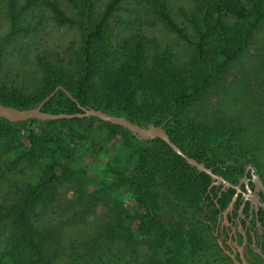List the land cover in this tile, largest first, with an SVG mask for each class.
<instances>
[{
    "label": "trees",
    "instance_id": "obj_1",
    "mask_svg": "<svg viewBox=\"0 0 264 264\" xmlns=\"http://www.w3.org/2000/svg\"><path fill=\"white\" fill-rule=\"evenodd\" d=\"M18 1L8 0L11 29L5 38L13 37L20 31L19 16L22 9L42 4L50 9L58 24L82 25V47L79 55L70 63L64 62L62 58L58 63H53L52 57L37 55L35 70L39 76L31 88L7 84L5 79L0 78V102L22 108L31 107L54 91L43 104L44 110L71 113L80 110L79 104L124 115L140 124H161L171 140L184 152L185 143L181 141L183 139H179L180 134L184 133L182 129L192 131L194 136L197 134L202 142L215 145L221 142L225 144L229 137H221L231 135V130L228 131L226 125L199 119L194 103L205 97L209 88L221 79L230 63L249 41L256 25L264 22V0H194V5L189 10L181 8L180 17L174 15L170 0H133L136 5L146 7L147 14L150 13L166 31L182 41L188 49L187 59L184 61H172L169 56L156 51L153 43L150 45L145 32L148 23L146 19H142L146 14L144 12L137 11L135 20L138 19L139 30L134 34H126L116 47L112 46V39L107 31L109 19L126 0H110L104 7H98L94 0H73L71 2L77 8L74 15H68L56 0H21L23 3L17 10ZM129 21L134 24V20ZM57 122H76L80 125L87 124L88 127L84 129L85 136L80 139L74 135V131L53 128ZM95 122L113 136L121 130L124 139L119 138V142L127 143L130 140L142 148L137 157L128 161V165L132 162L139 164L145 158L147 149L142 147L143 141L158 144V149H153L149 155L154 160L164 159L161 151L164 148L169 154L184 160L157 137L138 139L121 125L96 117L44 121L28 119L20 122L0 118V134L5 132V128L15 126L13 134H17L23 143H28L29 156L44 155L45 159L49 157V164L39 177L36 188L32 189L31 198L24 199L21 205L9 204L7 212H0V223H5L0 229V263L9 258L14 264H45L43 232L35 223V218L39 215L34 214L31 206L48 190L49 185L75 177L74 167L82 159L80 142L91 140L90 129ZM23 127H27V134ZM37 145L43 147L35 148ZM122 168L123 166H118L111 170L112 183L115 187L126 186L136 190L138 187L132 182V176L126 173L127 168ZM163 173L166 174L165 171ZM168 176L169 179L161 178V183L166 187H170L172 183L180 184L181 189H178V196L175 197L177 201H174L177 206L182 203L192 210L194 207L201 209L199 205L203 204L202 197L205 193V199H211L207 204L215 207L210 192L214 196L216 192L214 188H207L209 174L195 171L184 162L177 165L176 171ZM141 200L139 198L137 202ZM201 212L203 219L213 213L209 208ZM31 213L35 216L33 219ZM172 214L168 224L162 225L155 218L154 212L150 211L141 222L143 225H138V228L153 236L156 246L167 240L170 248L164 249V258L179 261L182 252L194 253L198 248L200 239L197 226L201 220H189L182 209ZM121 218L119 215L118 219ZM115 226L106 230V237H95L106 242V248L94 252L95 256L90 258V264H112L111 257L116 254L113 249L121 250L117 233L112 234ZM166 232L169 233L165 235ZM95 246L94 244L92 251L97 248ZM205 248L209 247L205 245ZM160 264L163 262L160 261Z\"/></svg>",
    "mask_w": 264,
    "mask_h": 264
},
{
    "label": "rangeland",
    "instance_id": "obj_2",
    "mask_svg": "<svg viewBox=\"0 0 264 264\" xmlns=\"http://www.w3.org/2000/svg\"><path fill=\"white\" fill-rule=\"evenodd\" d=\"M56 1L68 15L76 13V5L71 2L73 0ZM94 1L98 7H104L110 0ZM170 1L176 17L181 16V8L189 10L194 5V0ZM22 3L21 0L17 2V10ZM8 10V0H0V78L5 79L7 84L33 87L39 76L35 70L37 55L46 54L52 57L53 63H58L61 58L70 63L79 55L82 47L81 24H58L50 9L39 4L22 9L20 31L13 37L5 38L11 29ZM137 11L147 12L146 7L126 0L109 19L107 31L112 46L116 47L126 34L139 30L138 19L135 20ZM142 19L147 20L145 32L156 51L169 56L172 61L187 59L188 49L182 41L166 31L150 13L144 14ZM129 20H134V24ZM194 104L199 119L224 124L228 131L231 130V135L221 137H229L225 144L221 142L215 145L202 142L197 134L194 136L192 131L182 129L184 133L180 134L179 139L185 143V152L209 164L220 162L218 172L232 178L240 175L241 163H250L264 183V22L256 25L249 41L221 79ZM52 127L74 131V135L82 139L88 125L57 122ZM13 128L15 126L7 127L0 134V212H7L9 204L21 205L24 199L31 198L32 189L36 188L39 177L49 164V157L29 156L30 146L13 134ZM23 128L27 134V127ZM90 135L91 140L80 142L82 159L74 167L75 177L49 185L48 190L31 206L34 214L39 215L35 223L43 232V263L90 264L94 252L106 248V242L100 239L106 237V230L116 225L112 234L117 233L121 250L113 249L116 254L111 257L112 264H160V261L163 264H221L214 260L207 249L199 246L194 253L182 252L179 261L172 257L168 260L164 258L163 251L170 248L169 242L164 240V243L156 246L154 237L138 228L150 211L154 212L162 225H167L172 213L179 209L189 220L197 221V214L192 208L182 203L177 206L174 202L177 201L175 197L178 196V189H181L180 184L172 183L166 187L161 183L162 177L169 179L168 175L176 171L177 165L186 163L185 160L169 154L165 148L161 150L164 159L154 160L149 155L153 149H158V144L143 141L141 145L147 149L145 158L139 164L132 162L128 165V161L137 157L142 148L127 139V143L119 142V138L124 139L121 130L113 136L95 122ZM42 147L35 146L38 149ZM118 166L127 168L126 173L132 176V182L138 187L136 190L114 186L111 170ZM139 198H142L141 202H137ZM119 215L122 216L121 220L118 219ZM31 217L33 219L35 216L31 213ZM4 225L1 222L0 229ZM94 244L97 248L92 251ZM0 264L14 262L5 258Z\"/></svg>",
    "mask_w": 264,
    "mask_h": 264
},
{
    "label": "flooded vegetation",
    "instance_id": "obj_3",
    "mask_svg": "<svg viewBox=\"0 0 264 264\" xmlns=\"http://www.w3.org/2000/svg\"><path fill=\"white\" fill-rule=\"evenodd\" d=\"M198 161L228 182L213 183L209 175L207 188H214L216 192V196L210 192L215 207L207 204L211 199L207 201L205 193L202 197L204 202L199 205L201 209L194 207L197 219L201 220L197 226L200 248L207 245L209 248L205 249L221 264H264V191L261 188L255 189L250 172L244 177L248 163H241L240 175L232 178L218 172L220 162L209 164L203 160ZM205 208H209V211L212 209L213 213L203 219L201 211Z\"/></svg>",
    "mask_w": 264,
    "mask_h": 264
},
{
    "label": "water",
    "instance_id": "obj_4",
    "mask_svg": "<svg viewBox=\"0 0 264 264\" xmlns=\"http://www.w3.org/2000/svg\"><path fill=\"white\" fill-rule=\"evenodd\" d=\"M54 91L41 99L36 105L31 107H16L7 105L0 102V118H4L11 122H20L28 119H40V120H56L62 118H82V117H96L103 121H108L113 124L121 125L128 129L132 134L141 139L159 138L163 140L176 154L180 155L188 165L196 167L198 171H203L209 174L213 183L221 181L228 184V182L220 175L214 173L210 167H207L203 162L198 161L194 157L186 154L177 144H175L166 129L161 124H155L153 122L148 124H140L126 118L124 115H116L108 113L100 108L85 107L78 104L79 111L68 112H50L42 108L43 104L48 100ZM247 172H250L252 179L255 182V189L261 188L264 191V184L261 176L254 171V168L250 163L245 167L244 177Z\"/></svg>",
    "mask_w": 264,
    "mask_h": 264
}]
</instances>
